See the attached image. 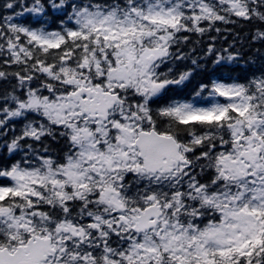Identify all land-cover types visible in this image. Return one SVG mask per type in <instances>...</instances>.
<instances>
[{
	"label": "snow or ice",
	"instance_id": "6c2138e0",
	"mask_svg": "<svg viewBox=\"0 0 264 264\" xmlns=\"http://www.w3.org/2000/svg\"><path fill=\"white\" fill-rule=\"evenodd\" d=\"M0 264H264V0H3Z\"/></svg>",
	"mask_w": 264,
	"mask_h": 264
},
{
	"label": "trees",
	"instance_id": "16d2710c",
	"mask_svg": "<svg viewBox=\"0 0 264 264\" xmlns=\"http://www.w3.org/2000/svg\"><path fill=\"white\" fill-rule=\"evenodd\" d=\"M3 3V0H0V4ZM31 18L29 17L28 20H30ZM27 22V21H26ZM52 27H55V23H53L51 25ZM231 27V26H229ZM236 31L240 32L242 35L244 32L247 31V28H241V27H237L236 28ZM213 35H215V33H213ZM229 40H231V37H229ZM205 41H207V37H205ZM206 46V45H205ZM218 46H219V42H218ZM183 67V66H181ZM209 67H211V65H209ZM217 74H221L220 72H217ZM234 75H243V69L241 68H237L234 70L233 72ZM200 79L199 76H197L191 83H189L184 89L182 90H177L176 93H174V96L176 98H184V99H187L189 98V94L191 92V90L196 86V82Z\"/></svg>",
	"mask_w": 264,
	"mask_h": 264
}]
</instances>
